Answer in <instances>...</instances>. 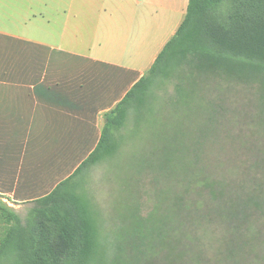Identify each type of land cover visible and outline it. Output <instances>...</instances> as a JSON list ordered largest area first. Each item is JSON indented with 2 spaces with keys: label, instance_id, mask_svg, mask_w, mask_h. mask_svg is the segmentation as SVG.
<instances>
[{
  "label": "rangeland",
  "instance_id": "1",
  "mask_svg": "<svg viewBox=\"0 0 264 264\" xmlns=\"http://www.w3.org/2000/svg\"><path fill=\"white\" fill-rule=\"evenodd\" d=\"M175 83L155 90L138 121L131 115L113 159L75 181L88 183L110 247L121 220L130 225L131 210L145 226L160 227L134 264H264V104L258 85L211 78L202 82L198 98L199 88L182 97ZM177 190L181 200L172 207ZM34 205L16 213L25 218Z\"/></svg>",
  "mask_w": 264,
  "mask_h": 264
},
{
  "label": "crops",
  "instance_id": "2",
  "mask_svg": "<svg viewBox=\"0 0 264 264\" xmlns=\"http://www.w3.org/2000/svg\"><path fill=\"white\" fill-rule=\"evenodd\" d=\"M188 0H0V199L15 212L96 147Z\"/></svg>",
  "mask_w": 264,
  "mask_h": 264
},
{
  "label": "trees",
  "instance_id": "3",
  "mask_svg": "<svg viewBox=\"0 0 264 264\" xmlns=\"http://www.w3.org/2000/svg\"><path fill=\"white\" fill-rule=\"evenodd\" d=\"M211 78L256 83L264 104V0H188L176 32L146 73L105 113L96 147L74 172L36 199L25 218L0 201V264H134L160 227L145 226L137 210H131L130 225L121 220L110 247L111 235L99 225L88 183L75 179L113 159L121 129L131 115L140 119L157 88L176 80L180 96L199 88V98L202 82ZM198 106L206 110L200 101ZM177 191L172 207L181 200Z\"/></svg>",
  "mask_w": 264,
  "mask_h": 264
}]
</instances>
